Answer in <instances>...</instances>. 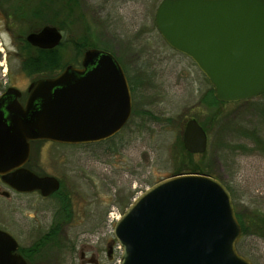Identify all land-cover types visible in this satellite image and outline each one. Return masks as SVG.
Here are the masks:
<instances>
[{"label":"rangeland","instance_id":"1","mask_svg":"<svg viewBox=\"0 0 264 264\" xmlns=\"http://www.w3.org/2000/svg\"><path fill=\"white\" fill-rule=\"evenodd\" d=\"M160 1L77 0L67 16L56 12L59 5L43 0L41 22L63 24L59 29L62 45H58L63 63H79L82 51L78 53L74 43L86 39L95 47L86 45L81 50L109 51L134 89L132 116L112 138L85 145L45 140L33 145V169L60 180L59 190L68 198L66 212L60 211L55 197L19 195L11 200L13 210L0 198L5 229L12 220L22 218H36L43 225L54 217L69 218L59 237L57 264H78L82 245L101 250L102 264H118L121 249L113 239L115 219L110 216L120 217L146 188L177 173L196 169L228 186L235 215L244 224L249 216L264 214V123L256 126L262 120L264 95L215 102L213 88L196 64L168 46L156 30L153 16ZM2 38L9 48L5 49L8 71L0 69V89L8 82L24 90L30 76L21 70L13 44L6 35ZM189 118L207 134L203 153L188 155L183 148L182 132ZM255 130L262 144H254L244 134ZM251 232L240 234L236 250L261 264L264 237ZM110 240L115 247L107 258L105 247Z\"/></svg>","mask_w":264,"mask_h":264},{"label":"water","instance_id":"2","mask_svg":"<svg viewBox=\"0 0 264 264\" xmlns=\"http://www.w3.org/2000/svg\"><path fill=\"white\" fill-rule=\"evenodd\" d=\"M153 22L168 46L196 64L217 101L238 102L264 93V0H161ZM61 39L60 31L48 25L26 37L42 49ZM81 67L67 65L55 77L32 81L23 105L16 87L8 86L0 95V177L17 192L39 191L45 197L60 188L56 177L22 167L30 142H98L128 121L129 87L114 55L87 48ZM91 79L105 82L107 104L100 113L75 100L85 96ZM182 143L191 154L207 148V134L194 118L184 124ZM240 234L230 192L202 173L174 174L153 183L112 229L121 249L118 264H252L236 250ZM16 247L0 229V264H26L13 253Z\"/></svg>","mask_w":264,"mask_h":264},{"label":"flooded vegetation","instance_id":"3","mask_svg":"<svg viewBox=\"0 0 264 264\" xmlns=\"http://www.w3.org/2000/svg\"><path fill=\"white\" fill-rule=\"evenodd\" d=\"M31 4H32V0H0V58H1L0 60L1 68L0 69L2 71H5V73H7L8 71L6 62H5V56H7L5 49H8L9 46L5 45L3 41L2 35L4 34L9 39L10 43H12L13 46L15 47L14 55H15V58L20 60L21 70L24 71L25 74L30 76V79H29V82L26 88L24 90L19 89V91L21 92V95L18 98V100L22 105L24 104L26 100V89L32 81L36 79H40V78L55 77L67 65H71L75 68H82L81 60L83 57V53L86 50V49L82 50L80 60L77 65L73 64V61H71V62L66 63L61 70L38 73V72H29L28 69H25V67L23 66L25 59L28 56H36V53L39 49L40 50H55L56 51L55 56H58V45L59 44L51 49H42V48L32 46L31 44L27 42L26 37L30 33H37L46 25L54 26L59 30L57 25L53 23H42L41 16L35 14V10L34 8H32ZM24 26L26 27L23 29H20V27H24ZM8 54H9V51H8ZM8 56H10V54ZM116 60L120 64L117 58ZM120 66L122 67L121 64ZM123 72H124V75L126 77L128 87H129L130 106H131L130 117L123 126L125 127V125L129 122L132 116V106L134 104V89L132 86L133 83L129 80L124 69H123ZM104 83L105 82L102 81L101 79L89 80L88 81L89 86L85 88L84 90L85 96H83V98H75V100L79 99V101L83 105L86 106L85 108L90 109V107H94L100 113L101 110H103V108L107 104L106 88L103 87ZM8 86H13V85H10L8 84V82H6L4 87L0 89V95L3 93V91ZM123 127L116 134H118L123 129ZM108 139H105V140H108ZM105 140H102V141H105ZM40 141H43V140L30 142L29 158L22 165V167L29 169L30 171L34 172L37 175H48V174L38 173L37 171L33 169L32 148L36 142H40ZM102 141L85 143V144H96ZM13 171H15V169H13L11 172ZM2 187L4 189H2ZM60 187H61V182H60ZM56 192H54L53 194L49 196H45V197L40 195L39 191L17 192L13 188L5 184L1 180V177H0V198L5 200L6 202L8 201L7 202L8 208H12L11 210H13V206H11L12 204L11 200L13 198H16V196L38 194L41 198L47 199V198L55 197L58 200L59 197L58 195H56ZM68 222H69V218L67 217L61 218V220H59V218L54 217L52 218L50 222L43 225L42 222H39L36 218H22L21 221H17V222L12 220L10 223V226L8 228L6 227V229H5V224L0 221V229L5 230L7 233H9L13 237V239L16 241L17 247L13 253L20 256L25 261L26 264H57L56 255L59 250V237L61 233L65 232V227ZM69 247H70V250L74 251V248H73L74 246L70 245ZM113 247H115L114 241L110 240L106 244V247H105V253H106L107 258H110V256L112 255ZM2 252H3V249H0V253ZM100 252L102 251L94 249L91 245L80 246L78 250V253H79L78 254V261H79L78 264H102L99 258ZM244 257L248 259L252 264H255L249 258L248 255H245ZM260 258H261V264H264V255L263 257H260Z\"/></svg>","mask_w":264,"mask_h":264},{"label":"trees","instance_id":"4","mask_svg":"<svg viewBox=\"0 0 264 264\" xmlns=\"http://www.w3.org/2000/svg\"><path fill=\"white\" fill-rule=\"evenodd\" d=\"M35 1L38 5L34 3L33 1L32 3L34 4L35 14L38 15L39 13L41 14L43 0H35ZM76 2L77 0H51L52 4L57 5V6L59 5V8L58 7L56 8V12L64 11L66 12L67 16L70 15V13L72 12V8L75 9ZM47 23H50V22H47ZM53 24L57 25L59 29H62L63 27L62 22H60L59 24H56L53 22ZM61 45L62 44H60L59 46ZM74 45L78 53H80L82 51L81 49H83V47H85L86 45L95 47L94 43L89 44L87 43L86 39H84L83 42L81 41L75 42ZM59 46H58V56H55V52H56L55 50H40L39 49L36 53V56H28L25 59L23 66L25 67V69H28L29 72H38V73L61 70L66 63H63L61 61V54L59 52ZM261 95H264V93ZM214 101L218 103H223V102L217 101L216 99H214ZM261 112L262 113L260 117L262 118V120H260L258 124L256 123V126L264 123V107H262ZM257 133L258 132L255 130L253 132H247L244 134L245 136H247V138L248 137L252 138L251 140L253 141V143L255 142L254 144H262L263 140L260 137H258ZM186 153L188 155H192L191 153H188V152ZM187 173H197V171L196 169H194ZM226 188L228 189V191H230L228 186H226ZM56 195H58L59 197L58 200L60 202V211L66 212L67 210L66 205L68 202L67 195L60 192V190L56 192ZM64 217H67V216H64ZM236 218L238 222L240 223L241 233H248L250 230L254 234L263 237L264 235V214L258 215V216L256 215L249 216L247 224H244V222L241 220V217L239 215L238 216L236 215Z\"/></svg>","mask_w":264,"mask_h":264},{"label":"built area","instance_id":"5","mask_svg":"<svg viewBox=\"0 0 264 264\" xmlns=\"http://www.w3.org/2000/svg\"><path fill=\"white\" fill-rule=\"evenodd\" d=\"M111 217H113V216L111 215Z\"/></svg>","mask_w":264,"mask_h":264}]
</instances>
